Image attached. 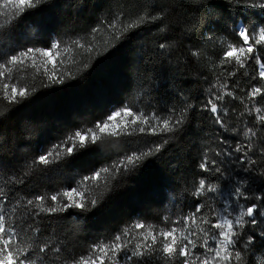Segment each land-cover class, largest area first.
Wrapping results in <instances>:
<instances>
[{"label": "trees", "instance_id": "1", "mask_svg": "<svg viewBox=\"0 0 264 264\" xmlns=\"http://www.w3.org/2000/svg\"><path fill=\"white\" fill-rule=\"evenodd\" d=\"M260 4L264 0H42L38 7L43 11L21 18L13 3L0 0V32H7L0 40V51H8L5 42L9 47L35 49L61 41L52 54L64 61L60 71L69 74L62 83H53L33 66L13 68L18 87L31 93L19 104L2 98L0 83V193L7 197L0 198V211L16 224L21 247L32 245V255L43 256L44 264H65L85 255L93 244L112 241L137 222L170 228L172 221L190 217L197 204L203 206L197 224H189L202 239L199 227L207 231L209 226L201 224L200 217L215 222L213 213H222V205L231 211L234 201L229 193L236 180L247 174L246 195H264V124L257 121L254 111L259 108V114H264V95L248 99L252 87L264 88V79L258 76L255 59L243 68L234 61L220 63L228 45L240 43L234 32L238 24L250 29L264 26ZM145 13L160 15V19L121 32L119 40L116 29L104 27L115 21L120 28ZM98 26L99 31L93 33ZM77 38L85 46L90 42L93 52L72 46ZM258 53L264 62V46H258ZM37 64L43 65L39 56ZM85 64L89 66L85 68ZM48 67L50 74L52 66ZM232 72L235 75H228ZM225 90L235 98L225 96L219 102L221 109L228 110L221 125L205 105L213 93ZM124 105L137 114H155L161 119L183 114L184 122L171 132L137 131L120 138L106 137L95 152L78 159L66 158L47 166L35 163L66 134L92 127ZM246 105L253 111H246ZM247 128L256 135L245 138ZM249 143L245 160H238L242 154L236 146ZM158 145L160 150L155 151ZM149 149L153 154L143 156L135 166L119 174L110 171L91 184L88 198L98 203L87 211L40 213L34 221L30 217L28 199L75 187L84 176ZM205 157L216 160L221 172L213 167L202 171ZM229 177L231 182L226 184ZM200 179L206 181V187L219 186L223 194L205 191L197 197L194 193ZM36 226L39 231H32ZM254 231L264 232V221ZM44 242L53 249L59 247L60 252H36V246ZM209 243L214 247L211 240ZM249 248L245 264H261L264 240H255ZM153 261L164 264L155 255ZM173 264H182V258Z\"/></svg>", "mask_w": 264, "mask_h": 264}, {"label": "snow or ice", "instance_id": "2", "mask_svg": "<svg viewBox=\"0 0 264 264\" xmlns=\"http://www.w3.org/2000/svg\"><path fill=\"white\" fill-rule=\"evenodd\" d=\"M9 2L15 6L16 16L21 18L25 14L35 15L36 12L44 10L43 7H38L42 4V0H9ZM43 2H46V0H43ZM259 7L264 9V4H260ZM155 19H160V15L149 16L145 13L137 21L127 23L120 28L117 27L115 21L112 24L104 25V27L108 30L116 29V39L119 40L121 32L127 33L139 27L140 24ZM117 20H119V17H117ZM92 31L93 33L98 32L99 26ZM234 32L240 43L239 45H228L226 50L223 51L221 65L230 64L234 61L239 67L243 68L249 60L255 59L260 68L258 76L260 79H264V62L261 61L258 53V46H264V26L258 29L255 27L250 29L241 22L236 26ZM6 35V31L0 32V40H4ZM80 39L77 38L71 41V45L91 54L94 49L90 42L85 46V44L80 43ZM49 43L50 47L48 48L20 49L9 47L5 42L4 47H7L8 51H0V83H2L3 99L11 104H19L23 98L31 94L26 87H18V82L12 75L13 68L18 66H33L38 72L43 70L53 83H62L65 77L69 75L60 71V66L63 65L64 61L62 59L57 61L52 54L54 49L61 47L62 42L51 41ZM160 47L164 48L166 45L161 44ZM197 54L193 53V55ZM56 55L59 56L60 53L57 52ZM38 56L43 59L42 66L37 64ZM49 65L52 66L50 74ZM88 66L87 64L84 65L85 68ZM228 75H235V72L228 73ZM3 81H11V83ZM221 87L226 89L227 85ZM258 95H264V88L252 87L248 92V99L254 100ZM225 96L235 98L234 93L225 90L221 91L219 95L213 93L205 105V108L209 109L216 117V123L221 125L224 124L221 117L226 115L228 110L221 109L219 102L223 101ZM243 99L242 97L241 100L243 101ZM245 107L249 113L253 111V109H248L247 105ZM254 111L257 113V121L264 124V114H259L261 110L256 108ZM153 121L157 123H153ZM183 122V114H180L176 119H173L172 116L161 119L155 114H151V116H146L142 112L137 114L130 106L124 105L111 110L103 120L96 121L92 127H81L66 134L63 139L53 144L44 154L39 155L35 163L47 166L66 158L78 159L89 152H95L99 147V143H103L106 137L120 138L132 135L137 131L139 133L147 131L151 134H156L158 130L160 132H171ZM145 125H147V128ZM249 135L254 137L256 133L251 128H247L244 131V136L248 138ZM160 147V145L156 146L155 151H159ZM246 148L250 149L251 144L236 146L235 150L242 154L237 157L238 160H245ZM152 154V149L141 155L133 153L114 162L110 168H103L94 171L91 175L84 176L81 181L77 182L75 187L69 186L68 189L54 194L36 195L28 199L26 206L31 209L29 212L30 217L34 221L40 213L51 215L57 212H65L68 209L87 211L89 206H95L98 203L96 199L88 198L87 193L91 184L99 182L101 177L110 173V171L119 174L122 169L135 166L143 156ZM210 167H213L217 173L221 172L216 160L209 161L205 157L200 164V168L206 172ZM229 182H231V177L225 180L226 184ZM247 183V174L235 181L232 191L229 193L234 201L231 205V211H229L228 206L222 205V213H213V216L217 217L215 222L206 217H200V223L209 226L207 231L198 226L199 233L203 234L202 239L198 232L192 230L189 224L190 221L192 225L197 224L198 214L203 207L197 204L196 211L190 217L184 216L172 221V227L170 228L157 229L154 225L137 222L130 228H125L122 233L116 234L112 241L107 243L101 241L93 244L85 255L72 257L70 260L65 261V264H154V255L157 260L163 259L164 264H173L178 258H182V264H245L247 253L250 251L249 246L257 239L264 240V232L257 234L254 231L255 227H258L260 222L264 221V195L250 198L246 195L249 191V188L245 187ZM205 191L211 193L219 191L223 194V190L219 186L208 185L206 187V181L200 179L194 195L199 197ZM0 198L7 199L2 193H0ZM240 200H244L246 203L241 204L239 203ZM12 211H16L15 207ZM164 219L167 220V218ZM178 225H183V227ZM32 231H39L38 226L34 227ZM210 240L213 242L214 247L210 245ZM198 248L203 249V251L198 252ZM35 251L40 254L55 251L58 254L60 248L53 249L48 242H44L37 245ZM37 259H39V264H44L43 256L34 257L32 255V245L20 246L16 224L11 217L6 219V215L0 211V264H37ZM261 264H264V261Z\"/></svg>", "mask_w": 264, "mask_h": 264}, {"label": "rangeland", "instance_id": "3", "mask_svg": "<svg viewBox=\"0 0 264 264\" xmlns=\"http://www.w3.org/2000/svg\"><path fill=\"white\" fill-rule=\"evenodd\" d=\"M230 211V210H229Z\"/></svg>", "mask_w": 264, "mask_h": 264}]
</instances>
